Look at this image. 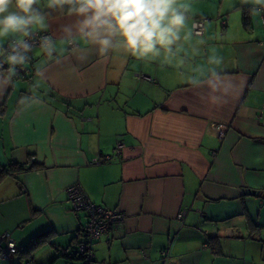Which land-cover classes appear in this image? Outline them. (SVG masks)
<instances>
[{"label":"crops","instance_id":"obj_1","mask_svg":"<svg viewBox=\"0 0 264 264\" xmlns=\"http://www.w3.org/2000/svg\"><path fill=\"white\" fill-rule=\"evenodd\" d=\"M189 3L190 25L205 18L203 35L185 45L190 67L206 78L212 50L223 57L229 87L218 102L208 85L187 83L190 70L70 45L59 28L71 18L49 10L57 52L35 47L0 95V233L20 248L0 264H20L36 236V264H85L76 252L85 213L66 191L74 183L125 213L92 243L94 264H264V11ZM37 82L41 103L20 105ZM216 124L227 127L221 139ZM10 163L26 169L6 171Z\"/></svg>","mask_w":264,"mask_h":264},{"label":"clouds","instance_id":"obj_2","mask_svg":"<svg viewBox=\"0 0 264 264\" xmlns=\"http://www.w3.org/2000/svg\"><path fill=\"white\" fill-rule=\"evenodd\" d=\"M241 2L251 3L254 15L264 11V0ZM49 10L71 18L59 31L63 40L77 48L83 43L93 46L102 57L122 53L137 60H158L181 74L190 70L194 74L187 77V83L192 87L208 85L213 102L221 99L216 93L229 87L218 70L223 57L215 49L207 57L210 67L206 78H202V69L190 67L193 57L185 51V45L201 34L194 22L190 25L189 0H0V95L12 85L17 67L29 61L35 46L49 58L57 52L56 37L40 34L49 30ZM205 43L202 38L197 40L198 45ZM192 54L198 55L199 48H193ZM37 88L39 82L33 85V94L22 96L19 104L31 107L41 103L34 94Z\"/></svg>","mask_w":264,"mask_h":264},{"label":"built area","instance_id":"obj_3","mask_svg":"<svg viewBox=\"0 0 264 264\" xmlns=\"http://www.w3.org/2000/svg\"><path fill=\"white\" fill-rule=\"evenodd\" d=\"M193 22L196 24V30L203 35L205 18L196 17L193 19L192 23ZM262 22H264V15H262ZM40 34L48 35L50 33L42 32ZM4 46L6 47L7 43ZM35 47L39 46L37 45ZM142 77L148 79V77L144 75ZM262 115H264V105H262L257 116L261 117ZM214 128L220 139L227 130L224 124H216ZM122 148L123 143L118 142L115 153L120 154ZM212 153L215 154L216 150ZM109 158V156H104L93 160V162L99 163L101 160H108ZM66 191L73 210L85 213L86 217L85 222L80 228L81 238L77 243L76 252L80 255L85 264H94V255L91 247L92 243L109 229L122 223L125 220V213L118 209L103 207L91 202L78 183L68 186ZM184 213L185 211L183 210L178 213L177 217L179 220L183 218ZM19 250L20 248L9 232L0 233V259L9 260L13 255L17 254ZM162 254H166V251H162ZM20 264H36L33 254L27 255Z\"/></svg>","mask_w":264,"mask_h":264},{"label":"trees","instance_id":"obj_4","mask_svg":"<svg viewBox=\"0 0 264 264\" xmlns=\"http://www.w3.org/2000/svg\"><path fill=\"white\" fill-rule=\"evenodd\" d=\"M8 66V65H7ZM37 164L32 163L29 167H36ZM24 169H26L24 164H18V163H10L9 166L5 169L6 171H10V172H18V171H23ZM37 241V236L35 238H33L28 245H26L25 247H23V249L30 254V250L33 248L34 244ZM21 249V251L23 250ZM20 251V252H21ZM24 251V252H25Z\"/></svg>","mask_w":264,"mask_h":264},{"label":"water","instance_id":"obj_5","mask_svg":"<svg viewBox=\"0 0 264 264\" xmlns=\"http://www.w3.org/2000/svg\"><path fill=\"white\" fill-rule=\"evenodd\" d=\"M21 71H23V72H24V70H22V69H21Z\"/></svg>","mask_w":264,"mask_h":264}]
</instances>
